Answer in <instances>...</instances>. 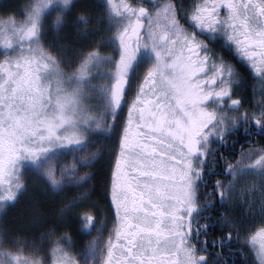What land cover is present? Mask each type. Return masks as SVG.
Instances as JSON below:
<instances>
[{"label":"snow or ice","instance_id":"snow-or-ice-1","mask_svg":"<svg viewBox=\"0 0 264 264\" xmlns=\"http://www.w3.org/2000/svg\"><path fill=\"white\" fill-rule=\"evenodd\" d=\"M49 254L264 264V0L0 3V264Z\"/></svg>","mask_w":264,"mask_h":264},{"label":"trees","instance_id":"trees-1","mask_svg":"<svg viewBox=\"0 0 264 264\" xmlns=\"http://www.w3.org/2000/svg\"><path fill=\"white\" fill-rule=\"evenodd\" d=\"M3 2H4V0H0V3H3ZM7 2H10V3L15 4V5H21V4H23V0H7ZM189 2H190V0H189ZM237 147H239V145H237ZM245 147H247V145H245ZM39 195L40 194H38V196ZM104 197H105V191H104L103 185L101 183L100 185H98V189H97V199L99 201L100 206H104ZM21 210H22V205H18V206H16V208L14 210H12L9 213L7 219L9 220L10 223H11V220L14 217L15 213L18 212V211H21ZM203 222L204 221L201 220V223H203ZM12 226L18 227V228L20 227L19 225H12ZM71 227L72 228H75L76 225L73 224ZM64 231H69V228H63L62 227L61 229L58 230V232L56 233V235L58 236V235H60L61 232H64ZM225 231H227V230L225 229ZM71 234L75 238L76 233L75 232H72ZM20 235H22L26 240L31 241L33 239H36L39 242V230H35V231H33V230H23L21 228ZM80 235H81V238L78 239V240H76V247H80L85 241H87V240L90 239V235H85L84 233H81ZM212 235L219 236L220 233L217 230V231L213 232ZM43 245H44L43 248H41L39 251L36 252V255L37 256H43V254L45 252L50 253L51 248H52V244L50 242H48L47 240H45L43 242ZM31 250H32L31 248H25L24 249L25 253H28Z\"/></svg>","mask_w":264,"mask_h":264},{"label":"rangeland","instance_id":"rangeland-1","mask_svg":"<svg viewBox=\"0 0 264 264\" xmlns=\"http://www.w3.org/2000/svg\"><path fill=\"white\" fill-rule=\"evenodd\" d=\"M23 2H24V0H23ZM97 223L99 224V221H97ZM95 234H96L95 230H92V232L90 234V238H91V236H94ZM45 264H52V256L50 254L47 256V260H46Z\"/></svg>","mask_w":264,"mask_h":264}]
</instances>
